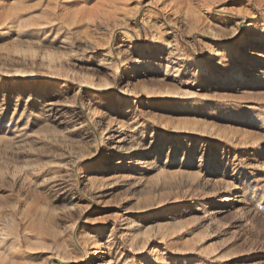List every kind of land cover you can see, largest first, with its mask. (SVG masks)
Wrapping results in <instances>:
<instances>
[{
	"label": "rangeland",
	"instance_id": "obj_1",
	"mask_svg": "<svg viewBox=\"0 0 264 264\" xmlns=\"http://www.w3.org/2000/svg\"><path fill=\"white\" fill-rule=\"evenodd\" d=\"M55 256L264 264V0H0V264Z\"/></svg>",
	"mask_w": 264,
	"mask_h": 264
},
{
	"label": "bare ground",
	"instance_id": "obj_2",
	"mask_svg": "<svg viewBox=\"0 0 264 264\" xmlns=\"http://www.w3.org/2000/svg\"><path fill=\"white\" fill-rule=\"evenodd\" d=\"M190 61H192V60H190ZM197 65H199L198 63H197ZM88 238V237H87ZM75 241V240H74ZM76 242V241H75ZM56 257V256H55ZM56 259V264H66V260L64 259V257L62 256V257H56L55 258ZM45 264H55V263H53V262H45Z\"/></svg>",
	"mask_w": 264,
	"mask_h": 264
}]
</instances>
